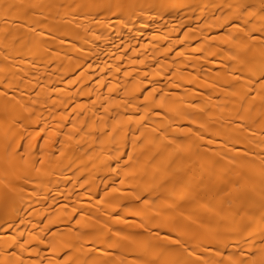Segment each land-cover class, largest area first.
<instances>
[{"label": "bare ground", "instance_id": "obj_1", "mask_svg": "<svg viewBox=\"0 0 264 264\" xmlns=\"http://www.w3.org/2000/svg\"><path fill=\"white\" fill-rule=\"evenodd\" d=\"M0 264H264V0H0Z\"/></svg>", "mask_w": 264, "mask_h": 264}]
</instances>
